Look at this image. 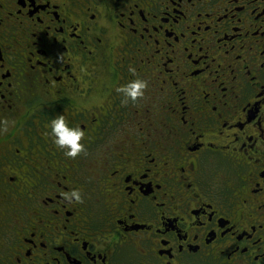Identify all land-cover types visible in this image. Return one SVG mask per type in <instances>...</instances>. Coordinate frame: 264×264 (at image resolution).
Listing matches in <instances>:
<instances>
[{
  "label": "flooded vegetation",
  "instance_id": "af4514ba",
  "mask_svg": "<svg viewBox=\"0 0 264 264\" xmlns=\"http://www.w3.org/2000/svg\"><path fill=\"white\" fill-rule=\"evenodd\" d=\"M0 264H264V0H0Z\"/></svg>",
  "mask_w": 264,
  "mask_h": 264
},
{
  "label": "clouds",
  "instance_id": "9594fccd",
  "mask_svg": "<svg viewBox=\"0 0 264 264\" xmlns=\"http://www.w3.org/2000/svg\"><path fill=\"white\" fill-rule=\"evenodd\" d=\"M135 72V69H131ZM148 87V81L141 77L129 79L127 83L120 85L117 91L122 92L124 102L128 100L135 101L138 97L144 95V90ZM6 130V128H5ZM50 134L53 142L64 149L65 155L75 157L83 149L84 144L81 142L84 136L83 129L78 124H72L68 121L63 113H57L50 121ZM64 197L71 200H81L80 190L73 188L63 193Z\"/></svg>",
  "mask_w": 264,
  "mask_h": 264
},
{
  "label": "bare ground",
  "instance_id": "6f19581e",
  "mask_svg": "<svg viewBox=\"0 0 264 264\" xmlns=\"http://www.w3.org/2000/svg\"><path fill=\"white\" fill-rule=\"evenodd\" d=\"M249 10V9H248Z\"/></svg>",
  "mask_w": 264,
  "mask_h": 264
}]
</instances>
